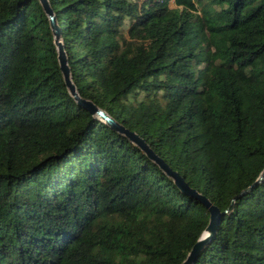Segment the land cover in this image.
Wrapping results in <instances>:
<instances>
[{
  "label": "trees",
  "instance_id": "1",
  "mask_svg": "<svg viewBox=\"0 0 264 264\" xmlns=\"http://www.w3.org/2000/svg\"><path fill=\"white\" fill-rule=\"evenodd\" d=\"M78 93L220 210L194 264H264V0H49ZM209 212L78 104L39 0H0V264H180Z\"/></svg>",
  "mask_w": 264,
  "mask_h": 264
},
{
  "label": "water",
  "instance_id": "2",
  "mask_svg": "<svg viewBox=\"0 0 264 264\" xmlns=\"http://www.w3.org/2000/svg\"><path fill=\"white\" fill-rule=\"evenodd\" d=\"M39 1L43 7L44 12L48 17L49 26L53 34V43L57 50V60H58L59 68L62 73V77L68 88L69 93L74 97L77 103L82 105L84 108H86L89 112H91V114L100 118L109 127L118 131L127 139H129V141L137 145L165 174H167L173 179L174 183L179 187L181 191L188 193L191 196L197 198L198 201H200L208 210L209 212L208 223L206 224L205 228L202 230L198 238L195 240V242L192 244L185 258L180 262V264H194L200 252L211 241L216 231L218 222L221 219V216L224 213H228L233 208L235 198L238 197V195L249 190L252 185L244 188L238 194L234 195L231 198V201L227 206V208L221 211L220 208L216 204H214L206 195L202 194L197 189L191 187L188 184V182L184 179V177L181 174H179L177 170H173L169 166V164L162 157H160L150 147V145L145 141V139L142 136H140L135 130H130L129 128L125 127L122 123L117 121L106 110L98 106L91 99L81 96L78 93L76 85L71 77L67 54L61 39V30L57 23L55 13L49 3V0H39ZM263 176H264V170L257 177L254 183L260 181L263 178Z\"/></svg>",
  "mask_w": 264,
  "mask_h": 264
},
{
  "label": "rangeland",
  "instance_id": "3",
  "mask_svg": "<svg viewBox=\"0 0 264 264\" xmlns=\"http://www.w3.org/2000/svg\"><path fill=\"white\" fill-rule=\"evenodd\" d=\"M169 4H170L171 6H173V5H174V0H169Z\"/></svg>",
  "mask_w": 264,
  "mask_h": 264
}]
</instances>
